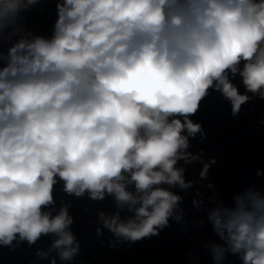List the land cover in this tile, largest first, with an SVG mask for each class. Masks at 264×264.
I'll return each instance as SVG.
<instances>
[{
    "label": "clouds",
    "instance_id": "9594fccd",
    "mask_svg": "<svg viewBox=\"0 0 264 264\" xmlns=\"http://www.w3.org/2000/svg\"><path fill=\"white\" fill-rule=\"evenodd\" d=\"M44 3L0 0V248L47 237L31 264H82L66 197L111 198L94 221L101 245L210 225L191 237V264L201 248L211 264H264V182L225 199L209 181L212 194L192 198L206 218L193 221L177 191L204 186L218 163L192 151L208 135L193 119L206 98L219 93L234 117L264 100V0H55L48 33L28 17Z\"/></svg>",
    "mask_w": 264,
    "mask_h": 264
},
{
    "label": "water",
    "instance_id": "95a60500",
    "mask_svg": "<svg viewBox=\"0 0 264 264\" xmlns=\"http://www.w3.org/2000/svg\"><path fill=\"white\" fill-rule=\"evenodd\" d=\"M29 24L38 32L48 33L56 17L55 0H45L43 6L28 13ZM243 91V87L241 86ZM197 121H203L208 135L204 141L199 136L192 140V151L197 152L201 148L205 150L206 159L217 157L218 163L213 165L207 180L203 185L197 184L187 192L181 191L185 199L183 206L187 212L189 221L206 218L201 210L197 212L192 205V198L197 189L203 191L206 196L212 194L206 188L209 181H214L220 194L225 199H230L233 191L252 182H264V177L256 176V169L264 167V125L259 121L264 119V100L254 99L243 106L238 117L231 114V106L227 101L220 98L219 93H213L203 102L200 111L193 117ZM202 165L195 162L187 165L189 179H199ZM57 200L63 193L57 192ZM73 201L72 213L75 216L73 230L81 240L82 252L77 258L82 264H191L189 253L193 250L192 236L199 233L198 241L212 236L211 227L208 225L204 230L193 227L191 224L181 225L175 222L164 230L159 237L145 239L133 244L131 247L121 245L111 248L101 245L96 236L94 221L99 209L113 210L114 205L109 198L106 201L94 202L88 198L66 197ZM93 221V223H89ZM185 227L190 235L184 234ZM111 234L105 232L104 240L107 241ZM49 238H44L33 247L27 244L11 251L0 248V264H31L35 259L34 253L37 247H47ZM203 264H211L207 252L200 250ZM230 261L239 264L235 257ZM47 264V261H40Z\"/></svg>",
    "mask_w": 264,
    "mask_h": 264
}]
</instances>
